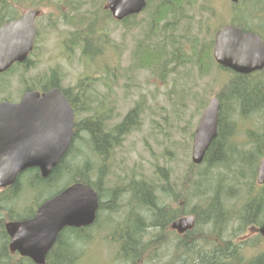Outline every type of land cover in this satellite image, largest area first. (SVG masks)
<instances>
[{"label": "rangeland", "instance_id": "374dc122", "mask_svg": "<svg viewBox=\"0 0 264 264\" xmlns=\"http://www.w3.org/2000/svg\"><path fill=\"white\" fill-rule=\"evenodd\" d=\"M5 1L8 2L7 7L17 11L18 16L32 8L42 9L46 14L38 21L39 41L31 64L34 68L27 72H23L22 68L15 69L3 83L7 84H0V100L7 98L19 101L33 80L44 78L46 82L52 71L59 69L63 78L61 87L69 89L71 95L79 101V125L96 115L102 119L107 112L111 118L108 129L113 130L135 107L139 106L140 113L136 129L125 134L119 145L111 148L106 157L95 153L88 134L79 130L73 149L52 184L43 183L37 191H33L34 188L30 185L37 182L35 173L24 175L19 197L14 202L4 201L0 190V203L3 200L11 211H5L0 205V234L5 224L12 220L11 214L16 218L28 216L47 198L76 177L84 175L91 182L99 183L104 204L100 209L97 227L89 232L91 237L94 236L93 241L82 246L86 252L80 264H190L170 239L163 242L157 240L161 232H165L159 227H151V211L140 210L129 190L134 182L147 181L153 183L159 193V179L165 173L166 179L176 183L171 192L178 195L175 198L172 193L176 200L164 199L163 206L179 212L183 208L189 212L206 208L197 199L184 200V177L192 163V135L198 121L209 101L219 96L232 78L229 72L217 67L212 60L213 56L210 58L208 55L209 50H205L212 46L217 30L230 24L238 12V7L234 8L236 4L231 0H196L195 3H185L180 8L173 5L178 13L168 14L153 31L150 25L159 0H148L146 9L130 18L126 24L113 22L104 9V14L111 21L105 24L106 30L103 29L101 33L98 31L97 38L91 28H86L84 32L88 39L89 32L92 34L91 41L94 45H90L89 49L97 52L94 59H88L82 55L84 45L75 47L73 51L67 50V43L76 36L75 31L80 27L75 20L72 21L74 25H66L63 15L65 12L67 16L73 12L86 15L87 12L93 13L100 1L104 8V0H3ZM2 5L4 4L0 3V7ZM10 8L9 16L10 12L13 13ZM155 22L154 20L152 23ZM255 22L258 26L262 24L258 20ZM142 44L164 48L163 59L159 64L154 63L156 67L139 66L137 52ZM203 63L204 69L201 67ZM83 80H88V91L80 97L73 89ZM256 121L257 118L254 117L237 118V131L232 143L236 146L244 144L247 130L253 128ZM229 173L225 168L215 169V174L220 175L224 181V188L227 190L232 185L231 189L240 196L239 199L223 196L224 200L230 201L225 206L229 209L228 213L235 215L246 198L249 183L244 179L241 186L237 187ZM231 195L234 196L235 193ZM138 219L145 223L143 228L151 224L150 228H146L151 236L146 239L143 235H138L139 243L146 245L147 251L144 257L133 261L124 257L122 241L117 235ZM259 221L264 222V217ZM226 223L224 221L220 227H215L214 224L201 225L193 235L185 236L182 243L186 240L192 245L204 246L208 242L213 247L216 243L219 244L217 238L223 230L227 231L225 239H233V246L257 236L256 226L246 229L236 238L234 235L237 234L235 231L238 223ZM152 238L159 244L151 247ZM246 243L242 252L245 259L259 252L258 247L248 248ZM263 245L264 243L260 244V250ZM182 246L181 244L180 247ZM180 250L183 251L182 248ZM12 259L20 261L18 257Z\"/></svg>", "mask_w": 264, "mask_h": 264}, {"label": "trees", "instance_id": "16d2710c", "mask_svg": "<svg viewBox=\"0 0 264 264\" xmlns=\"http://www.w3.org/2000/svg\"><path fill=\"white\" fill-rule=\"evenodd\" d=\"M195 1L196 0H177L176 4L164 1L159 3L153 14L150 25L151 31L158 28L159 21L167 18L168 14L178 13L173 5H177V8H180L185 3H195ZM236 7H238V12L230 23L246 31H255L264 38V0H241L239 4L234 6V8ZM129 20L131 19L127 18L121 24H126ZM154 20L156 22L152 23ZM256 20L261 21L262 24L258 26L255 22ZM92 32H94L95 38H97L98 31H96L95 27ZM88 37L90 39L87 38L84 42L82 55L84 58L94 59L97 52H91L89 49L90 45H94V42L91 41L92 34L90 32ZM80 46L81 45L78 47ZM162 49L164 48L142 44L140 50L137 52L139 66L149 68L156 67L154 63L159 64L163 59L164 52ZM207 50H209V57L212 58V48L206 49L205 51ZM212 60L214 62L213 58ZM203 65L204 63L201 64V67ZM202 69H204V67H202ZM12 71L13 70H10L8 73ZM56 82H54L53 85L58 87L59 85L56 84ZM87 84L88 80H83L80 84L76 85L73 91L86 93V91H88L86 89ZM62 90L69 98L74 108L78 110L79 101L71 96L68 89L65 90L62 88ZM218 97L221 100L218 137L213 141L201 165L197 166L193 163L190 164L184 177L183 184L184 200H191V198L197 199L199 201L198 203L205 204L206 208L194 212H189L187 209L183 208L182 212H179L178 210H169L166 206H163L164 199H173V194L174 197L178 195L173 193V191L171 192V189L176 186V183L166 179L165 173L162 174L161 179H159L161 182L159 193L156 192L157 189L154 187L153 183L150 184L147 181L134 182L130 186L131 189L129 191H131L133 201L136 202V204L145 205L151 211L152 225H149H151L152 228L159 227L163 230L168 225L167 221L189 213L194 214L197 218L196 227L190 232L191 235H193L201 225L214 224L215 227H220L224 221L227 222L226 224L235 221L238 223V229L235 231L237 234L234 235L237 238L238 235L243 234L246 229L261 225L262 222L259 220L264 217V185L258 186L255 177L258 163L264 157V80H262V74H257L256 76H242L233 73L230 82ZM139 113L140 108L137 106L131 110L122 123L113 130L108 129V123L111 118L107 112L103 114L102 119L96 115L78 125L75 138L77 140L79 130L86 132L95 153L102 157H106L111 148H115L119 145V141L125 134H129L133 129H136ZM251 117L257 118V121L253 128L247 130L245 143L241 144V146L234 145L232 139L237 131V118L249 119ZM72 149L73 145L69 154ZM65 160L66 159L63 158L60 161L57 168L53 170L52 174L47 179H43L38 170L28 171L29 173H35L34 176L38 182L30 185L32 189L34 188L33 191H37V188L42 186L43 183L49 182L52 184L54 177H57L59 171L64 167ZM220 167L230 172L229 177L232 178L237 187L241 186L244 179L249 183L245 194L246 198L242 203L241 209L236 211L235 215L228 213L229 209L225 206L230 201L224 200L223 196H229L234 199H239L240 196L231 189L232 185H230L227 190L224 188L223 179L220 175H216L217 173L215 174V169ZM85 170L86 167L84 171ZM23 176L20 177L12 187L8 188V192L4 191L2 193L4 201H16L20 194V185ZM76 182L89 184L98 192L100 190L99 183L91 182L84 175L79 178L76 177L72 181V183ZM231 193H235V195L233 196ZM3 200L0 203L1 207L4 208L5 211L11 212L7 209V204L3 203ZM11 217L13 218L12 214L10 215V218ZM86 231L87 230L78 229L64 230L59 235L57 244L49 254L46 264H80L84 258V249H81V246L84 243H90L94 238V236L91 237L92 235L89 233L85 235L84 233H86ZM125 231L128 233V237L121 239L124 257L126 259H132L133 261L137 260V258L144 257L147 251L145 248L146 245L140 244L138 240V235H140L139 233H141L142 230H138V226L135 222L132 223V225L130 224ZM225 231L226 230H223V234L220 232V237L217 238L219 244L216 243L217 245L215 244L213 247H211L212 244L208 242L204 243L203 246L201 244L192 245L189 241L184 240L182 243L183 246H179L178 250L180 254H182V257L185 258L184 260L189 261L190 264H264V245L262 250H260L259 247L260 244L264 243V238L260 234L254 239L241 241L240 245L233 246L231 242L233 239L227 240L224 238ZM5 237L6 233L2 230L0 234L1 243L5 241ZM245 243L248 248L256 249L258 247L259 252L251 255V257H246V259L243 258L242 252ZM154 244L158 245L159 243H155L154 238H152L151 247H154ZM180 248H182L183 251H181ZM3 253L4 250L0 249V264H35L26 258L17 261L10 258L9 255L3 256Z\"/></svg>", "mask_w": 264, "mask_h": 264}, {"label": "water", "instance_id": "95a60500", "mask_svg": "<svg viewBox=\"0 0 264 264\" xmlns=\"http://www.w3.org/2000/svg\"><path fill=\"white\" fill-rule=\"evenodd\" d=\"M238 2V0H232ZM117 20L140 13L146 0H107ZM39 11L10 21L0 29V73L13 63L24 61L33 50L36 38L35 18ZM216 61L241 74L264 69V41L254 32L236 26L218 31L214 49ZM220 101L213 98L196 130L192 160L201 164L218 135ZM75 129V111L59 89L44 94L25 93L21 102L0 104V188L13 186L19 175L38 168L48 178L68 153ZM258 183L264 184V159L258 167ZM99 196L90 185L76 183L47 200L36 215L21 222H10L12 252L19 251L37 264L46 257L65 227L90 226L96 220ZM195 217L186 216L172 225L180 233L192 230ZM264 236V225L259 229Z\"/></svg>", "mask_w": 264, "mask_h": 264}, {"label": "flooded vegetation", "instance_id": "af4514ba", "mask_svg": "<svg viewBox=\"0 0 264 264\" xmlns=\"http://www.w3.org/2000/svg\"><path fill=\"white\" fill-rule=\"evenodd\" d=\"M154 1H156V0H154ZM159 1L162 2L163 0H159ZM169 1L170 2H176V0H169ZM96 2L97 1H95V3ZM0 3L4 4V5H2L0 7V27L3 26L4 24L8 23L10 20H15V19L21 18L22 16H24L26 14V12L28 10H30V9H28L26 12H24L23 14L18 16L17 11L14 8L7 7V3L8 2H6V1L3 2V0H0ZM9 8L13 10V13L10 12L11 16H9V10H8ZM32 9H37L41 13L36 18V26H37L36 46H37L38 45V41H39V33H40V30H39L40 26H39V22L38 21H39V18H42L46 14V12H44L42 9H39V8H32ZM104 9L107 11L108 16H110L109 10L107 9V7L106 8H105V6H104V8L102 7V2L101 1L99 3H97V5L95 6V9H94L93 13L87 12V15H89V17L86 14H77L76 12H73V14H71L70 16H67V12L64 13V15H63L64 18H65L64 23L66 25H69V26L74 25V24H72V21L75 20V21L78 22V25L80 27L77 30V32L75 31L76 36L73 37L70 40L69 43H67V50L68 51H73L75 49V47H78L79 45H84V42L87 39L86 38L87 37L86 34L84 35V32H85L86 28L94 29V27H95L96 31H100L99 33H101V31H103V29H104V31L106 30V26L107 25H105V24H108L111 21H110V18L107 15L104 14V12H105ZM88 22H89V25H88ZM211 44H212L213 47L215 46V44H216V34H215V38L213 39ZM65 46H66V43H65ZM36 50H37V48L34 50L33 54L29 58H27L24 62L16 64L17 65L16 68H22L23 72H27V71L32 70L34 68L33 65L31 66L32 57L35 54ZM102 51L103 50H101V52ZM58 70L59 69L53 70L52 74L49 76V78H48V80L46 82H44V78H38V79L33 80L32 84L29 86V88H27V90L25 92L31 91V90L32 91L35 90V91H38V92H40L42 94V93H44V92H46L48 90L54 89V88H61L59 86H61V82H62L63 78L61 77V74L59 73ZM7 78H8V74L0 73V84L3 85L4 81H6ZM54 82H56V84H58L59 86L57 87V86L53 85ZM6 84L7 83H5L4 85H6ZM77 93L80 95V97H83V95L85 94V93H80V92H77ZM19 101H12V100H9V99L6 98V99H3V100H0V103H2V102L17 103ZM99 196H100V201L101 202H100V207H99V210H98V217H97V221L95 222V225H97L98 222H99L100 209L102 208V206L104 204V202L102 201V193L99 192ZM42 204L43 203L39 204L38 207L40 205H42ZM137 206H138V208H140V210H143V211L147 212L148 207H146L145 205L140 204V205H137ZM148 211H149V209H148ZM180 217H178V218H180ZM178 218L167 221L168 225L165 227V229L161 230V231H164L165 233L163 234L161 232V235L157 238V240H160V242L167 241L168 239H170L171 243H173V246L177 247L176 249H178V247L182 244V241H183V238H184L183 234H181L180 232H178L177 230H174L172 228L173 223ZM135 222H136V225L138 226V230H142V232L139 233V234L143 235V237L146 238V239L150 238L151 233H149L146 230L147 227L150 228V225H148L147 227L143 228V225L145 223L141 222L140 219H138V221H132L131 225H132V223H135ZM93 228H94V226L93 227H89V228H81V229H78V230H87L86 233L83 232L85 235H87ZM71 229H75V228H71ZM6 234H7V232H6ZM125 237H128V233H126L125 230H123L122 233H118V235H117V238L120 239V240L125 238ZM4 240L5 241L2 244V248H0V249L4 250L3 256L9 255L10 258H13V257L17 258L18 257L19 259L25 258V257H22V255L19 252H17V251L16 252H12L11 251V249L9 248L10 242H11V238H10V236L8 234H7V236L5 237ZM138 240H140V239H138ZM82 246H81V249H82Z\"/></svg>", "mask_w": 264, "mask_h": 264}, {"label": "bare ground", "instance_id": "6f19581e", "mask_svg": "<svg viewBox=\"0 0 264 264\" xmlns=\"http://www.w3.org/2000/svg\"><path fill=\"white\" fill-rule=\"evenodd\" d=\"M232 144V143H231ZM253 196V195H252ZM43 203V202H42ZM228 212V211H227ZM224 215V214H223ZM261 216V215H260ZM241 217V216H240ZM238 226V225H237ZM133 227V226H132ZM233 227V226H232ZM231 231V230H230ZM227 232V231H226ZM223 234V233H222ZM235 234V233H234ZM145 236V235H144ZM227 236V235H226ZM198 242V241H197ZM175 245V244H174ZM11 249V248H10ZM12 251V250H11Z\"/></svg>", "mask_w": 264, "mask_h": 264}]
</instances>
